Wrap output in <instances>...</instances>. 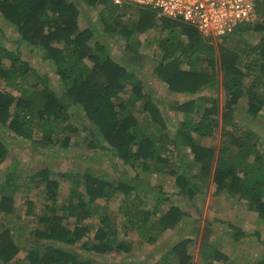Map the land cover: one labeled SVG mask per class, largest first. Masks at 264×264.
I'll return each instance as SVG.
<instances>
[{"label": "trees", "instance_id": "obj_1", "mask_svg": "<svg viewBox=\"0 0 264 264\" xmlns=\"http://www.w3.org/2000/svg\"><path fill=\"white\" fill-rule=\"evenodd\" d=\"M82 5L99 10L102 34L116 32L129 39L156 30L154 74L172 93L199 94L169 104L155 96L138 66L125 65L108 52L96 24L80 27ZM254 10L253 20L216 42L184 20L147 6L111 0H0V16L15 27L22 42L51 62L61 87L53 86L45 74L28 82L35 69L20 51L0 42V128L11 138L28 140L33 150L68 148L75 134L86 131L91 149L111 152L133 173L111 180L91 167L60 172L47 164L23 175L9 166L0 184V264H103L91 255L127 251L132 243L119 238L120 229L124 235L136 230L138 242L153 243L157 235L182 223L186 212L174 203L163 207L167 198L144 208L141 191L147 180L141 172L169 173L176 194L191 200L211 183L213 195L237 196L264 219V145L237 119L240 100L249 118L264 116V0H254ZM254 32L263 34L252 45L245 42V35ZM219 88L225 94L221 112L217 98L202 95L205 89ZM170 111L179 114L175 125ZM74 113L87 124L78 126ZM218 129L222 139L217 152L197 139L213 137ZM3 143L0 165L8 155ZM24 178L28 182L22 186H43L44 203L37 214L33 202L26 200V215L35 217L37 226L21 256L8 217L15 212V193ZM61 182L68 183V192L60 199ZM116 197L119 203L112 211L106 203ZM100 199L106 203L101 205ZM92 217L96 225L87 223ZM191 242H177L163 260L192 264ZM202 246L210 259L225 256L207 239Z\"/></svg>", "mask_w": 264, "mask_h": 264}, {"label": "rangeland", "instance_id": "obj_2", "mask_svg": "<svg viewBox=\"0 0 264 264\" xmlns=\"http://www.w3.org/2000/svg\"><path fill=\"white\" fill-rule=\"evenodd\" d=\"M90 23L96 24L99 30L100 41L106 46L108 52L118 61L125 65L129 63L135 64L141 70L140 74L144 76L149 87L152 89L155 96L166 102L167 104L174 101L186 100L188 97H195L199 93L194 94H177L168 91L166 85L161 82L154 74L153 69L156 66L157 58L154 56L156 44L154 39L157 38L156 30H149L146 33L137 34L126 39L125 37L116 34L104 33L103 23L100 22L99 10L94 7L82 5L79 18L80 27H87ZM262 32H254L246 34L245 42L256 43L257 39L262 35ZM96 37L97 34H95ZM221 37H215V41L219 42ZM0 42L6 47L13 50H18L22 53L30 66L35 69V73H29L27 76L28 82L37 80L38 75H47L50 82L57 89L58 77L55 69L50 61L43 58V53L39 49L28 46L22 42L16 33L15 27L9 25L0 16ZM239 42V39H238ZM128 43V44H127ZM135 48L136 55L133 50ZM133 66V65H131ZM202 95L206 97H215L218 100L220 112L224 102V90L212 89L210 91H202ZM246 105L244 100H240L237 105L239 116L237 119L242 126L249 127L251 130L262 138L264 145V116L249 118L246 115ZM264 111V110H263ZM72 118H76L78 126L81 123L87 124V121L76 113ZM180 120L179 114L170 111V121L172 124H177ZM9 132L0 128V141L8 148L6 160L0 165V184L5 179L6 169L14 165L17 173L23 175L31 174L37 168L45 167L50 164L60 172L64 171H82L85 167H91L99 173H105L109 179L115 180L120 176L130 178L133 175L131 168L122 161L112 156L107 150L91 149L86 138L87 132L80 131L72 138V142L68 148L60 149L58 147L50 150H33L31 143L22 138H11ZM202 145L212 146L216 152L221 145L220 129L213 137H197ZM93 155L84 161L86 155ZM188 159L191 155L187 156ZM140 177L145 178L144 189L141 193L146 198L144 208L150 207L154 203H158L160 199L167 198L168 201H163V207H167L169 203L178 204L186 212L183 222L174 229L167 230L155 237L153 243L147 241L138 242L139 236L136 230H129L124 235V229L119 230V238L131 241V245L127 251L92 254L91 256L103 264H170L175 263L171 257H167L164 261L163 257L167 254L169 248L182 239L189 238L192 240L189 246V252L192 256V264H255L258 261H264V219L260 218L257 213L248 209L247 202L238 199L228 192H222L213 195L214 186L209 183L207 188L203 187V192L196 193L191 200L184 195L176 194L174 185V176L166 172H155L152 174L140 173ZM26 178V177H25ZM19 179L21 186L15 193V202L13 203L15 212L9 215L15 226L16 233L15 241L20 248V254H25V248L33 241V237L29 236V232L37 226L36 218L26 215L27 204L26 200H31L34 204V209L37 214L44 203L43 186H36L31 182L28 186H22L28 182L26 179ZM68 183H60V199L65 197L68 192ZM204 186V185H203ZM145 190L148 192L146 193ZM205 191V192H204ZM160 198V199H159ZM101 205L106 202L102 199L98 200ZM119 198L116 197L110 202H107V208L112 211L117 209ZM19 214V216H18ZM117 221L122 220V215H117ZM0 220H4L0 214ZM87 223L96 225L97 218H88ZM243 235L239 237V232ZM203 238L207 239L211 244L223 253V257H213L212 259L205 254L202 246ZM74 249L88 256L82 248L75 246ZM211 249L208 250V252Z\"/></svg>", "mask_w": 264, "mask_h": 264}, {"label": "built area", "instance_id": "obj_3", "mask_svg": "<svg viewBox=\"0 0 264 264\" xmlns=\"http://www.w3.org/2000/svg\"><path fill=\"white\" fill-rule=\"evenodd\" d=\"M116 5L147 6L170 18H180L203 36L228 34L254 19V0H111Z\"/></svg>", "mask_w": 264, "mask_h": 264}]
</instances>
